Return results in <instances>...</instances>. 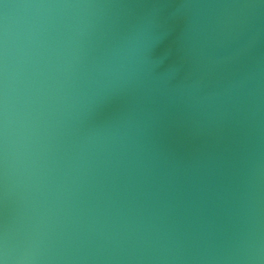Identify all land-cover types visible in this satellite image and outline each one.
<instances>
[{
	"label": "water",
	"instance_id": "obj_1",
	"mask_svg": "<svg viewBox=\"0 0 264 264\" xmlns=\"http://www.w3.org/2000/svg\"><path fill=\"white\" fill-rule=\"evenodd\" d=\"M0 264H264V0H0Z\"/></svg>",
	"mask_w": 264,
	"mask_h": 264
}]
</instances>
